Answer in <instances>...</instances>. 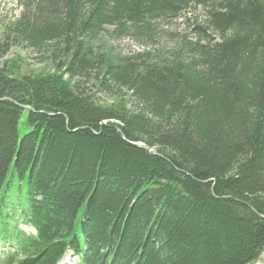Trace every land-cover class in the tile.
Here are the masks:
<instances>
[{"label":"trees","instance_id":"1","mask_svg":"<svg viewBox=\"0 0 264 264\" xmlns=\"http://www.w3.org/2000/svg\"><path fill=\"white\" fill-rule=\"evenodd\" d=\"M19 5L0 59L24 47L43 70L0 68V264L257 261L264 0Z\"/></svg>","mask_w":264,"mask_h":264},{"label":"rangeland","instance_id":"2","mask_svg":"<svg viewBox=\"0 0 264 264\" xmlns=\"http://www.w3.org/2000/svg\"><path fill=\"white\" fill-rule=\"evenodd\" d=\"M20 13L21 8L19 5V0H0V27L4 22L16 19L20 15ZM197 13L200 16L202 15V11H200L199 9L197 10ZM163 28L167 31H176L177 33H183L182 26H174L173 23L170 25H163ZM111 45L121 55L132 54L140 51V48L131 40H121L115 43H111ZM9 61H17L20 65V69L25 73H33L43 70V64H41L37 54L24 47L13 48L5 57L1 58L0 68L4 63H7ZM46 68L47 67H44V70H46ZM97 97L99 100H103L101 96ZM20 228L23 229L26 233L34 234L33 229L28 226L22 225ZM59 264H78V258L74 257L71 253H67L62 262H60ZM251 264H264V250L257 261Z\"/></svg>","mask_w":264,"mask_h":264},{"label":"water","instance_id":"3","mask_svg":"<svg viewBox=\"0 0 264 264\" xmlns=\"http://www.w3.org/2000/svg\"><path fill=\"white\" fill-rule=\"evenodd\" d=\"M3 100H5V99H3ZM22 108H27V107L22 106ZM84 128L85 127H80L79 129H84ZM117 131L120 132V129L117 128ZM131 144L132 145H136V146H138L140 148H143V149H147L149 152L154 153V151L152 149L148 148L144 144H141V143H131ZM248 207L250 208V210H252L254 212V209L251 206L248 205Z\"/></svg>","mask_w":264,"mask_h":264}]
</instances>
